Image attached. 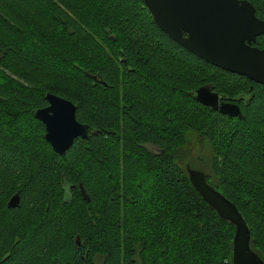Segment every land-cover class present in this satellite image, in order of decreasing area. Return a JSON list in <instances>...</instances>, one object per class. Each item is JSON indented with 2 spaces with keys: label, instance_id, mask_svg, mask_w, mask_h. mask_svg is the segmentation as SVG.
Returning <instances> with one entry per match:
<instances>
[{
  "label": "trees",
  "instance_id": "1",
  "mask_svg": "<svg viewBox=\"0 0 264 264\" xmlns=\"http://www.w3.org/2000/svg\"><path fill=\"white\" fill-rule=\"evenodd\" d=\"M247 1L264 20V0ZM201 85L240 117L195 101ZM46 93L88 126L62 155L33 116ZM187 165L264 262V84L176 44L143 0H0V264H230L234 225Z\"/></svg>",
  "mask_w": 264,
  "mask_h": 264
},
{
  "label": "water",
  "instance_id": "2",
  "mask_svg": "<svg viewBox=\"0 0 264 264\" xmlns=\"http://www.w3.org/2000/svg\"><path fill=\"white\" fill-rule=\"evenodd\" d=\"M152 21L168 38L204 62L224 71L264 84V50L251 43L264 31V20L254 16L247 0H143ZM200 104L228 117H240L238 106L223 100L208 85L194 89ZM46 105L36 109L34 118L44 127L43 138L63 154L76 136H86V125L74 116L75 106L67 99L49 93ZM188 181L217 215L234 225L230 264H264L249 247V232L241 215L227 198L211 187L201 171L189 169ZM80 193L87 200L81 185ZM17 193L7 201L16 207ZM78 244V241H76Z\"/></svg>",
  "mask_w": 264,
  "mask_h": 264
},
{
  "label": "bare ground",
  "instance_id": "3",
  "mask_svg": "<svg viewBox=\"0 0 264 264\" xmlns=\"http://www.w3.org/2000/svg\"><path fill=\"white\" fill-rule=\"evenodd\" d=\"M90 77H92L94 80L96 79V76L95 75H90ZM211 90H212V88H211ZM212 91H214V90H212ZM216 92V91H215ZM217 93V92H216ZM49 94H52V93H49ZM218 94V93H217ZM52 95H55V94H52ZM219 95V94H218ZM55 96H58V95H55ZM220 96V95H219ZM58 97H60V96H58ZM222 98H225V97H223V96H221ZM61 98H63V97H61ZM224 100V99H223ZM70 101V100H69ZM225 101H229V102H233V103H235L233 100H225ZM71 102V101H70ZM72 103V102H71ZM73 104V103H72ZM237 106H238V104L237 103H235ZM74 105V104H73ZM75 106V105H74ZM238 108H239V106H238ZM76 109V108H75ZM75 109H74V116H75ZM216 111V110H215ZM239 111H240V109H239ZM241 115V114H240ZM79 122V121H78ZM81 123V122H80ZM83 124H85V123H83ZM86 125V136L85 137H81V138H86L87 137V134H88V126H87V124H85ZM76 137H80V136H76ZM76 137H74L73 138V140L76 138ZM72 140V141H73ZM72 144V143H71ZM70 144V145H71ZM69 145V146H70ZM51 146V145H50ZM68 146V147H69ZM67 147V148H68ZM66 150V149H65ZM64 150V151H65ZM64 153V152H63ZM60 155H62V154H60ZM194 170H197V169H194ZM198 171H200V170H198ZM202 172V171H201ZM203 173V172H202ZM203 175H204V173H203ZM204 179H205V175H204ZM82 187V186H81ZM82 190H83V188H82ZM84 191V190H83ZM232 203V202H231ZM234 205V204H233ZM12 208H14V207H12ZM236 208V207H235ZM240 214V213H239ZM242 217V216H241ZM243 219V218H242ZM245 222V221H244ZM246 224V223H245ZM248 229V228H247ZM249 232V231H248ZM76 241H78L77 239H76ZM77 245H79V242H78V244ZM249 247H250V243H249ZM250 249H251V247H250ZM252 250V249H251ZM253 251V250H252ZM254 252V251H253ZM255 253V252H254ZM256 254V253H255ZM257 255V254H256ZM258 256V255H257ZM259 257V256H258ZM260 258V257H259ZM261 259V258H260ZM262 260V259H261Z\"/></svg>",
  "mask_w": 264,
  "mask_h": 264
},
{
  "label": "flooded vegetation",
  "instance_id": "4",
  "mask_svg": "<svg viewBox=\"0 0 264 264\" xmlns=\"http://www.w3.org/2000/svg\"><path fill=\"white\" fill-rule=\"evenodd\" d=\"M224 100H231V99H229V98H223ZM154 147L152 146V149H153ZM153 150H155V151H157V149L156 148H154Z\"/></svg>",
  "mask_w": 264,
  "mask_h": 264
},
{
  "label": "rangeland",
  "instance_id": "5",
  "mask_svg": "<svg viewBox=\"0 0 264 264\" xmlns=\"http://www.w3.org/2000/svg\"><path fill=\"white\" fill-rule=\"evenodd\" d=\"M192 165H194V166H197L195 163L194 164H192ZM199 170V169H198Z\"/></svg>",
  "mask_w": 264,
  "mask_h": 264
}]
</instances>
